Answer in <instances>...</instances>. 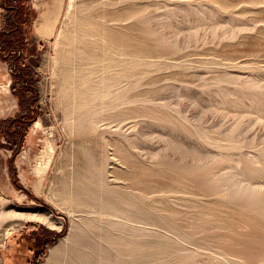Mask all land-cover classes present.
<instances>
[{
  "label": "rangeland",
  "instance_id": "1",
  "mask_svg": "<svg viewBox=\"0 0 264 264\" xmlns=\"http://www.w3.org/2000/svg\"><path fill=\"white\" fill-rule=\"evenodd\" d=\"M3 3L19 11L8 12ZM142 8L138 27L144 31H127ZM47 13L55 26L41 37L37 28ZM115 27L137 40L148 33L150 48L168 57L132 64L140 84L106 88L112 95L145 92L148 99L109 109L93 102L109 94L102 75L116 78L125 67L128 74L135 59L105 46ZM9 29L13 38L4 36ZM3 43L20 51L2 52ZM83 52L104 58L88 64ZM88 87L97 90L86 97ZM145 105L158 113L127 111ZM93 109H104V121L91 118ZM162 111L173 122H162ZM117 112L123 127L114 120ZM116 142L156 171L175 174L173 160L193 163L190 170L218 188L211 196L185 193L194 204L188 210L171 195L130 189L128 175L114 173L125 171ZM93 174L103 178L97 187L131 192L148 221H127L119 209L100 213L84 201L78 182ZM240 182L262 191L264 205V0H0V264H89L74 249L93 250L72 240L83 231L102 242L88 222L104 221L97 224L114 233L122 232L115 228L121 221L151 231L171 210L191 214L196 224L210 221L213 212L219 218L212 236L210 229L197 231L175 258L136 264H264V208L232 199L227 192H243Z\"/></svg>",
  "mask_w": 264,
  "mask_h": 264
},
{
  "label": "bare ground",
  "instance_id": "2",
  "mask_svg": "<svg viewBox=\"0 0 264 264\" xmlns=\"http://www.w3.org/2000/svg\"><path fill=\"white\" fill-rule=\"evenodd\" d=\"M144 10L145 8H142V15L140 17H137L136 15L133 16L134 21L129 23V25L125 27L127 31H135L136 29L144 31V28L138 27V19L142 18ZM104 38H107L109 41V43H107L105 46L111 47L114 51L119 50L122 52V54L127 55L130 58H135L128 63V74L125 73V67L124 72L118 75L116 78H114V76L107 77L109 74L102 75L100 81L103 82L104 88L113 86V83L114 85L120 87L121 83L124 81H129L132 84L133 81H137V83L140 84L139 79H132V76L136 75L134 66L132 64H146L144 59L145 57H168V53L166 51H163L162 49H154L152 46L150 48L148 33L145 34L141 39L137 40L134 37L133 32L130 35L125 30L115 27L113 30H110V32L107 34V37ZM84 50L85 49H83L82 51ZM161 52L163 53L161 54ZM103 58L104 55L100 53L87 55V53L85 54L83 52L82 56V60L88 64L90 62L98 63ZM110 62V60L106 61V64L108 65L110 64ZM106 89L103 91H106L107 93L109 92V94H97L98 99L93 102H95L96 104H101L109 109H115L120 104L126 102L132 103L136 102L137 100L145 102L148 99V95L145 94V92H142L140 94L132 92L131 94L125 96L121 92L112 95V91L109 88ZM96 90L97 88L93 89L92 87H88L87 90H85L86 97H89L90 94ZM89 99L90 98H87V101ZM98 100H100L101 102ZM127 111L130 113H132L133 111H139L143 115H148L149 113L157 114L159 109L145 105L143 107H133L128 109ZM118 112L115 115L113 114L114 120L118 121V125L120 127H123L124 125L122 126L120 124V122L123 121L121 117L122 115ZM103 114H105L104 109H99L96 111L93 109L91 118L100 116L98 121H104ZM161 117L162 122H173L170 115L166 112L162 111ZM86 120L87 119H85V121ZM90 121L93 123L91 119ZM82 123L84 124V121ZM114 147V153L115 155L119 156L120 161L123 165H125V171H113L115 175L118 176L123 174L128 175L130 180L127 187L130 189H138L145 194L149 193L150 191H155L161 194H167L169 196L171 195V200L173 202L178 203L179 207L183 206L184 210H188L191 209L194 204L192 203L191 199L190 201H188V199L185 197V193L190 194L193 197H196L198 195L211 196L214 193V190L218 188L217 183L208 181L203 176L199 175L201 173H195L194 171H191L190 168L192 167L193 163L173 160L172 164L178 170L175 174L172 173L169 169L156 171L148 167L141 160L137 159L134 156V153L125 145L116 142L114 143ZM88 162L91 164L94 163L93 160H89ZM257 171L260 172L261 169L259 168ZM186 175L190 176L194 185L187 183L184 178V176ZM156 176L161 177L157 178L154 181H150L152 177ZM85 177L87 176L85 175ZM97 180L102 181L103 178L97 174H93L92 179H79L77 194L84 201L96 204L98 212L100 213H105L108 209L113 208L119 209L120 217L125 218L127 221H135L138 218L139 221H141V219L147 220L144 213L141 212V208L138 207L139 204L131 198L133 197L131 192L124 193L122 187L119 188L118 185L116 187H105V189H103L102 187H97ZM214 180L218 181L216 178ZM248 185L249 184L240 182L238 186L245 187L243 192L233 190L227 193H229L232 196V199L236 202H240L243 200L257 209L264 208L263 192L259 191L257 188L250 189ZM154 202L157 206H159L161 203L159 199H156ZM198 204L202 205L201 202ZM218 218V214L216 212H213L211 214L210 221H208V219L206 218H202L196 224L193 221L191 214H188L182 210H171L164 217L162 222L154 223L157 228H154L151 231L145 227L147 225L121 221L119 223H116L115 225V228L118 225L122 226V232L119 233H114L111 227L97 224L104 221H91L87 224H89L90 227H92L98 234L101 235L102 242L92 241L91 237L86 235L83 231H80L79 233H72V240L93 250L92 254L81 252V250L79 251L78 248L74 249V252H76L77 256L85 259V261L88 260L89 264H136V262L139 260H147V257H154L159 261L171 260L175 258L185 246L193 244L194 234L197 231H205L209 230L210 228L213 229V226L211 224ZM111 223L112 225H114L115 222L111 221ZM85 228H87V225L85 226ZM211 229L208 232L209 236H212ZM130 230L132 231V233L128 232ZM125 256L131 257L132 261L128 260ZM49 263L57 264V261L51 259Z\"/></svg>",
  "mask_w": 264,
  "mask_h": 264
},
{
  "label": "flooded vegetation",
  "instance_id": "3",
  "mask_svg": "<svg viewBox=\"0 0 264 264\" xmlns=\"http://www.w3.org/2000/svg\"><path fill=\"white\" fill-rule=\"evenodd\" d=\"M3 5H4V7H6L7 8V11L9 12L10 10L12 11V12H18L19 10H18V8L17 7H15L14 5H9V4H6V3H3ZM13 16V15H12ZM10 21H13V19H12V17L10 18ZM14 35V30L13 29H9V30H4V36L5 37H14L13 36ZM16 46H5V44L3 43L2 44V52H5L4 50H10V51H20V49H19V47L17 46L16 48H15ZM21 75L22 76H25V74L23 73L22 74V72H21ZM26 77V76H25ZM23 84L24 85H26V86H29V84H28V82L26 81H23Z\"/></svg>",
  "mask_w": 264,
  "mask_h": 264
},
{
  "label": "crops",
  "instance_id": "4",
  "mask_svg": "<svg viewBox=\"0 0 264 264\" xmlns=\"http://www.w3.org/2000/svg\"><path fill=\"white\" fill-rule=\"evenodd\" d=\"M53 26H55V23H53L51 19V15L47 13L45 19L39 24L37 28V32H38L37 34H39V36L41 37L50 36L53 34V31H52ZM40 32L41 34H44V35H41Z\"/></svg>",
  "mask_w": 264,
  "mask_h": 264
}]
</instances>
